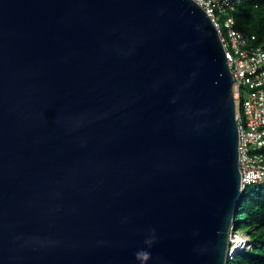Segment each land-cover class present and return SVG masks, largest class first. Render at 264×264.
Masks as SVG:
<instances>
[{"label":"water","instance_id":"water-1","mask_svg":"<svg viewBox=\"0 0 264 264\" xmlns=\"http://www.w3.org/2000/svg\"><path fill=\"white\" fill-rule=\"evenodd\" d=\"M233 81L195 0H0V264H226Z\"/></svg>","mask_w":264,"mask_h":264},{"label":"built area","instance_id":"built-area-1","mask_svg":"<svg viewBox=\"0 0 264 264\" xmlns=\"http://www.w3.org/2000/svg\"><path fill=\"white\" fill-rule=\"evenodd\" d=\"M195 1L211 17L234 79L241 187L264 183V41L251 44L253 36L236 26L232 11L243 0ZM246 241L231 225L228 257Z\"/></svg>","mask_w":264,"mask_h":264},{"label":"trees","instance_id":"trees-1","mask_svg":"<svg viewBox=\"0 0 264 264\" xmlns=\"http://www.w3.org/2000/svg\"><path fill=\"white\" fill-rule=\"evenodd\" d=\"M232 12L236 26L253 36L251 44L264 41V0H243ZM243 195L233 224L247 243L234 252L233 259L228 257L226 264H264V183L246 185Z\"/></svg>","mask_w":264,"mask_h":264},{"label":"clouds","instance_id":"clouds-1","mask_svg":"<svg viewBox=\"0 0 264 264\" xmlns=\"http://www.w3.org/2000/svg\"><path fill=\"white\" fill-rule=\"evenodd\" d=\"M154 242H155L154 238L145 240V244L148 247H151ZM135 255H136V259L140 261V264H146V262L150 258V253L146 249L139 250Z\"/></svg>","mask_w":264,"mask_h":264},{"label":"rangeland","instance_id":"rangeland-1","mask_svg":"<svg viewBox=\"0 0 264 264\" xmlns=\"http://www.w3.org/2000/svg\"><path fill=\"white\" fill-rule=\"evenodd\" d=\"M242 236H243V238H245L246 239V236L245 235H243V234H241ZM243 240V239H242ZM244 243V242H243ZM243 243L242 244H240L238 247H240V248H242L243 246H246V243H245V245H243Z\"/></svg>","mask_w":264,"mask_h":264}]
</instances>
